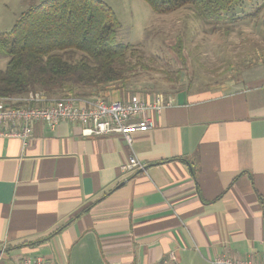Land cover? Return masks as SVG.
I'll use <instances>...</instances> for the list:
<instances>
[{
  "label": "crops",
  "instance_id": "crops-1",
  "mask_svg": "<svg viewBox=\"0 0 264 264\" xmlns=\"http://www.w3.org/2000/svg\"><path fill=\"white\" fill-rule=\"evenodd\" d=\"M228 81L162 97L155 126L131 144L68 121L37 122L27 140L0 133V254L55 264L264 254V71ZM131 156L143 167L123 171Z\"/></svg>",
  "mask_w": 264,
  "mask_h": 264
},
{
  "label": "rangeland",
  "instance_id": "rangeland-1",
  "mask_svg": "<svg viewBox=\"0 0 264 264\" xmlns=\"http://www.w3.org/2000/svg\"><path fill=\"white\" fill-rule=\"evenodd\" d=\"M42 1L0 0V35L10 31L32 4ZM105 1L121 22L117 41L135 45L140 52L132 60L141 61L142 66L130 72L126 81L93 89V98L113 101L134 94L164 97L186 88L239 80L264 71V6L252 15L264 0H245L235 7L236 14L223 21L199 17L190 5L170 13H156L144 0ZM7 62L8 57L0 56L2 69ZM75 90L83 93L81 88Z\"/></svg>",
  "mask_w": 264,
  "mask_h": 264
},
{
  "label": "trees",
  "instance_id": "trees-1",
  "mask_svg": "<svg viewBox=\"0 0 264 264\" xmlns=\"http://www.w3.org/2000/svg\"><path fill=\"white\" fill-rule=\"evenodd\" d=\"M144 1L156 13H170L190 5L208 21L225 20L245 2ZM120 27L115 10L105 0H43L32 4L10 31L0 35V56L8 57L6 68L0 67V98L30 92H42L49 98L69 93L93 98V89L126 81L142 63L132 60L140 52L135 45L117 41ZM176 51L181 56V48Z\"/></svg>",
  "mask_w": 264,
  "mask_h": 264
},
{
  "label": "built area",
  "instance_id": "built-area-1",
  "mask_svg": "<svg viewBox=\"0 0 264 264\" xmlns=\"http://www.w3.org/2000/svg\"><path fill=\"white\" fill-rule=\"evenodd\" d=\"M166 106L161 96L152 98L134 94L123 100L106 101L67 94L49 98L42 92L0 98V133L24 140L33 135L34 125L43 122L51 129L62 121L80 125L84 137L120 135L128 144L133 134L146 132L155 126L153 113L159 114ZM143 163L131 156L122 165L123 171L142 168ZM0 264H55L42 256H26L20 260L5 259L0 254ZM212 264H264V254L232 257L226 253L217 256Z\"/></svg>",
  "mask_w": 264,
  "mask_h": 264
}]
</instances>
